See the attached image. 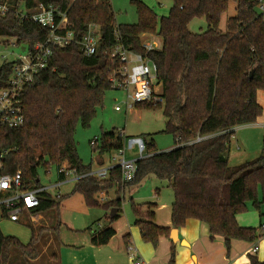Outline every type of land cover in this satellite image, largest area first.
<instances>
[{
  "label": "trees",
  "instance_id": "16d2710c",
  "mask_svg": "<svg viewBox=\"0 0 264 264\" xmlns=\"http://www.w3.org/2000/svg\"><path fill=\"white\" fill-rule=\"evenodd\" d=\"M230 1L172 0L168 14L159 17L150 6L133 0L137 22L118 24L109 0H0V6L8 7L4 15L0 13V39L12 38L17 45L31 48L47 35L46 28L15 16L19 5L30 8L41 3L66 11L78 38L91 23L101 30L95 54L84 55L76 42L54 48L48 66L22 91L23 125L13 129L0 125L1 172L19 170L23 185L35 189L40 188L39 167L47 170L50 165L56 169L66 165L79 176L72 192L80 193L87 206L116 207L118 212L120 198L100 204L96 195L114 190L121 196L153 176L164 180L172 191L173 228H181L187 219H197L208 226L211 239L222 237L227 249L233 239L255 242L264 238L257 228L240 226L236 220L249 203L260 219L264 216V154L237 166L228 163L234 128L256 121L262 113L256 94L264 90V18L257 12L256 0H232L235 14L220 30L221 16ZM195 17L205 18L204 31H189L188 24ZM115 29L122 44L134 51L142 50L143 34L161 38V48L149 56L157 65L164 102L135 106L161 109L167 118L162 132L171 134L175 143L170 150L157 152L144 140L148 155L136 161L135 177L126 183L121 181L119 166L111 167L105 178L89 175L91 165L79 159L73 137L77 124L89 126L110 89L109 75L116 63L104 51L115 44ZM13 65V61L0 65V89L6 86ZM210 134L214 136L192 142L197 136ZM123 145L119 134L102 132L92 150L102 156ZM39 201L32 214L58 208L46 192L39 193ZM155 206V202L131 200L134 224L142 240L154 247L171 230L155 224ZM117 217L118 213L108 215V225L91 231L92 245L101 246L111 239L115 234L111 224ZM27 225L30 239L26 244L0 230V264L11 263L12 248L19 250L26 264L39 256L38 234L30 223ZM174 257L172 244L169 264H174ZM250 264L264 261L250 256Z\"/></svg>",
  "mask_w": 264,
  "mask_h": 264
},
{
  "label": "rangeland",
  "instance_id": "374dc122",
  "mask_svg": "<svg viewBox=\"0 0 264 264\" xmlns=\"http://www.w3.org/2000/svg\"><path fill=\"white\" fill-rule=\"evenodd\" d=\"M140 1L150 6L159 17L166 16L172 5V0ZM109 2L114 10L116 23L132 24L137 22L133 0H109ZM235 6L236 3L231 0L226 13L221 16L220 30H224L227 18L235 14ZM206 26L205 18L195 17L189 22L188 29L191 32L198 33L204 31ZM155 40L161 45L159 36H156ZM27 50L28 46L26 44L17 45L12 38L0 39V65L3 62L14 61L20 55H25ZM115 106H120L121 110H115ZM166 120L167 118L161 109L139 108L135 105L126 109L124 91L108 89L105 92L102 105L97 108L96 115L89 126L82 127L77 124L75 128L73 137L76 142L78 157L84 165H91V171L117 164V160L113 159L117 156L116 152L99 156L93 152L90 144V141L94 138L100 139L102 132L109 131H114L115 134L123 133L126 137L124 144L126 159L138 157L136 148H128V141L131 137H142L147 143H152L157 152L170 150L175 146V143L171 134L162 132ZM229 147L228 163L230 166H237L264 154V144L261 140L251 141L250 144L237 152V144L235 139H232ZM99 159L101 163L97 162ZM74 176V174L69 175L65 181L56 186L59 181L56 167L50 165L47 170L43 167L38 168L39 186L40 188L47 187L46 193L51 200L58 203V208L47 209L43 211L42 218L38 222H30L31 225H35L34 230L39 237L37 246L40 249L39 259L31 261V263L96 264L97 261H100V264H132L127 249L121 250L119 248L118 232L111 237L109 243L107 242L104 245L94 246L90 241L88 242L90 231L98 228V220L101 227L109 224L107 216L110 215V210H105L101 205L87 206L80 193H73L72 189L77 180ZM164 182V180L150 176L132 193L126 191L123 195L122 211L118 213V217L112 224L116 226L117 224L124 225L127 224V220L132 219L131 200L134 203L153 201L156 203V207L162 204H170L172 191L164 185ZM58 194L60 195L59 199L56 198ZM106 195L108 200L104 203L112 200L111 197L114 196V191L111 190ZM249 211L255 213L257 210L249 203L247 210L242 213ZM261 221L264 222V216ZM58 222L60 223L58 224ZM27 224L26 221L21 224L0 221V230L3 234L15 236L26 244L30 239V229ZM49 237L51 239L43 247V238ZM142 242L146 244L143 240ZM150 244L147 243L153 251L157 249V246L154 247ZM10 264H26L16 248L11 249Z\"/></svg>",
  "mask_w": 264,
  "mask_h": 264
},
{
  "label": "built area",
  "instance_id": "2783aa9c",
  "mask_svg": "<svg viewBox=\"0 0 264 264\" xmlns=\"http://www.w3.org/2000/svg\"><path fill=\"white\" fill-rule=\"evenodd\" d=\"M256 9L264 18V0H256ZM8 7L3 4L0 6V13L4 15ZM15 16L22 21H32L46 28L47 35L40 41L28 48L25 55H20L13 62L11 73L7 79L6 86L0 89V125L7 128L21 127L24 123L22 111V91L30 87L35 80L36 74L46 68L54 48H64L76 42L84 55L95 54L101 38L100 27L89 24L85 31L76 37L74 31L69 26L67 12L58 8L45 6L41 3L34 7L25 8L19 5ZM115 44L104 51L107 57L116 63L109 75L110 89L123 90L126 99V109L131 108L137 103L162 104L164 99L161 95V84L157 78V65L149 56L152 52L158 51L161 45L155 40L154 34H143L141 36V51H134L125 47L121 42L120 34L114 30ZM115 110H121L120 106H115ZM126 142L123 133H118ZM214 134L197 136L192 142L208 139ZM97 139L90 141L91 146L96 144ZM128 148L138 151V157L126 159L124 145L115 151L119 166L121 181L130 182L136 173V161L147 156L145 151V141L142 137H131L128 141ZM0 155V221L17 223L24 218H31V211L39 206V193L46 192V188L27 189L22 183V175L18 170L12 174L1 172ZM105 167L97 171H91L89 175L97 178L107 177L108 170L113 167ZM57 172L66 179L74 174L77 179L79 176L73 170H68L66 165H62ZM62 179V180H63ZM59 179L56 186H59ZM57 199L60 198L58 194ZM98 203L108 200L106 192L96 195ZM264 229V224L261 225ZM258 250L257 245H253L252 253ZM134 264H140L139 261Z\"/></svg>",
  "mask_w": 264,
  "mask_h": 264
},
{
  "label": "crops",
  "instance_id": "0c3cea01",
  "mask_svg": "<svg viewBox=\"0 0 264 264\" xmlns=\"http://www.w3.org/2000/svg\"><path fill=\"white\" fill-rule=\"evenodd\" d=\"M256 99L262 108L261 115L256 119V121L252 123L239 125L234 128L231 140L235 139V142L237 144V152L240 151L241 148L246 147L247 144H250L251 141L256 142V140H261L264 144V90L257 91ZM97 162L101 163V160L99 159ZM65 180L66 179H63L59 183L61 184ZM141 184L139 186H141ZM164 185L168 187L166 182H164ZM139 186L130 187L126 191L132 193L135 188ZM123 195L124 194L118 196L114 191V196L111 197L112 200L115 198L121 199L120 211H122V200L124 199ZM172 200L173 195L172 198H170L171 203ZM171 203L162 204L159 207H156V205L153 208L154 222L156 225L162 227H170L171 229H174L171 226L170 220ZM119 212L117 211L116 213ZM255 213L249 211L246 213L237 214V223L240 226L255 227L259 230V233L264 234V229H262L260 226L261 224H264V222L261 221L259 213H256L257 216L255 215ZM42 215L43 212L31 214L30 219L24 218L22 221L17 222L15 224H21L25 221L28 223L38 222L40 218H42ZM134 221L135 217L133 215L132 219L127 220V224H117V226L111 224V226L115 230L114 235H116V233L118 232L119 248L121 250L127 249L132 264H134V262L136 261H139L140 264H169L170 248L172 244H174L175 247L174 264H250V256H255L258 261H264V238H260L255 242L233 239L230 241L229 248L227 249L224 239L220 236H216L214 239H211L209 236L208 226L205 223L198 221L197 219H187L184 226H182L181 228H176L178 236V241L176 242L171 240L170 236L160 237L159 242L157 244V249L153 251L151 247L147 245V243L144 244L142 242L140 230L138 226L134 224ZM97 223L99 224L98 228H101L99 220L97 221ZM256 223L257 225H255ZM31 226L33 228L35 227V225ZM91 231L88 237V242L91 239ZM50 239V237L45 239L43 238V247L47 245L46 243H48ZM253 245L258 246V250L255 253H252L251 251ZM39 256L33 261L38 260ZM96 264H100V261H97Z\"/></svg>",
  "mask_w": 264,
  "mask_h": 264
},
{
  "label": "water",
  "instance_id": "95a60500",
  "mask_svg": "<svg viewBox=\"0 0 264 264\" xmlns=\"http://www.w3.org/2000/svg\"><path fill=\"white\" fill-rule=\"evenodd\" d=\"M116 212H117V208L116 207H112L111 210H110V217H113ZM169 236H170L171 240H173L174 242L178 241L176 228L171 229Z\"/></svg>",
  "mask_w": 264,
  "mask_h": 264
}]
</instances>
